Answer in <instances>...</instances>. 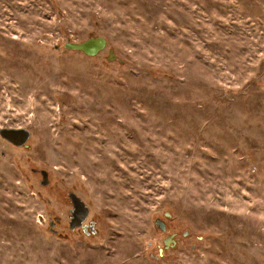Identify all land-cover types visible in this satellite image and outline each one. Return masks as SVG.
Returning <instances> with one entry per match:
<instances>
[{
  "label": "rangeland",
  "instance_id": "rangeland-1",
  "mask_svg": "<svg viewBox=\"0 0 264 264\" xmlns=\"http://www.w3.org/2000/svg\"><path fill=\"white\" fill-rule=\"evenodd\" d=\"M1 128L0 264H264V0H0Z\"/></svg>",
  "mask_w": 264,
  "mask_h": 264
},
{
  "label": "water",
  "instance_id": "water-1",
  "mask_svg": "<svg viewBox=\"0 0 264 264\" xmlns=\"http://www.w3.org/2000/svg\"><path fill=\"white\" fill-rule=\"evenodd\" d=\"M106 46L104 39L101 38H89L86 41L80 43H65V48L70 50L81 51L86 56H94L102 51ZM107 60L114 61L115 57L113 52L110 50L107 53ZM30 137V133L22 128H1L0 129V138L11 144L15 147H22L25 145L27 140ZM41 176V186L48 185L47 173L45 171L39 172ZM67 199L70 201L71 209L69 210V221H68V230L75 231L82 229L85 234L94 233V229L91 225H84V222L88 218V207L85 203L76 196L73 192H68ZM155 224L160 225L159 222ZM53 226V223L50 224V227Z\"/></svg>",
  "mask_w": 264,
  "mask_h": 264
},
{
  "label": "flooded vegetation",
  "instance_id": "flooded-vegetation-1",
  "mask_svg": "<svg viewBox=\"0 0 264 264\" xmlns=\"http://www.w3.org/2000/svg\"><path fill=\"white\" fill-rule=\"evenodd\" d=\"M171 238H172V237H168L167 239H165V242H166V243L171 242V241H172Z\"/></svg>",
  "mask_w": 264,
  "mask_h": 264
}]
</instances>
